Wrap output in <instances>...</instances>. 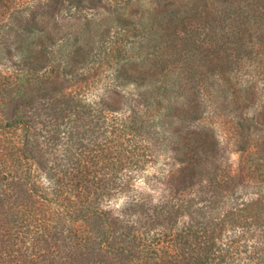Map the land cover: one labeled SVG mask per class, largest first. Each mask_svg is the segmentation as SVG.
Returning a JSON list of instances; mask_svg holds the SVG:
<instances>
[{
	"label": "trees",
	"instance_id": "1",
	"mask_svg": "<svg viewBox=\"0 0 264 264\" xmlns=\"http://www.w3.org/2000/svg\"><path fill=\"white\" fill-rule=\"evenodd\" d=\"M6 25L0 264H264V0H0Z\"/></svg>",
	"mask_w": 264,
	"mask_h": 264
},
{
	"label": "rangeland",
	"instance_id": "2",
	"mask_svg": "<svg viewBox=\"0 0 264 264\" xmlns=\"http://www.w3.org/2000/svg\"><path fill=\"white\" fill-rule=\"evenodd\" d=\"M10 24H12V26L14 25L13 21H9ZM9 24V23H8ZM9 25H6L5 28L3 29V31H0V35H3L5 36L3 41L0 40V72H3L5 71L6 69L8 71H12L14 68H15V62L17 61L18 59V54L16 53H11V57H10V60H7L8 59V55L4 56V48H3V45H9L10 42L13 40V36L15 34L14 32V29L12 31V29H10L8 27ZM9 28V29H8ZM6 41V44H3L4 42ZM27 44L30 43L32 41V39L28 38L27 40ZM5 47V46H4ZM7 48V47H6ZM5 48V49H6ZM23 88L25 89L26 88V85H23ZM131 89V87L129 88ZM14 95V98H16L18 96V93H13ZM13 95H11L13 97ZM17 99V98H16ZM156 111V110H155ZM154 110H149V109H141L139 114L142 116V118L146 119L148 118L147 116L149 115H154ZM166 114V110L163 109L162 112H161V116ZM157 116V115H156ZM152 117V118H149V120L146 122V126H144L145 130L148 132V137H149V141L155 145V147L157 149H159V151H163V149L165 147L168 146L169 144V137H170V131L168 130V125L166 126H162L160 124V121H158V117ZM162 120V119H161ZM233 159H235V156L233 157ZM160 164V162L158 163V165ZM149 175V174H148ZM139 187L143 188V185L140 184ZM141 190V189H139ZM142 192L144 193H150L148 191H146V189H142ZM117 204H120V201L117 202Z\"/></svg>",
	"mask_w": 264,
	"mask_h": 264
}]
</instances>
